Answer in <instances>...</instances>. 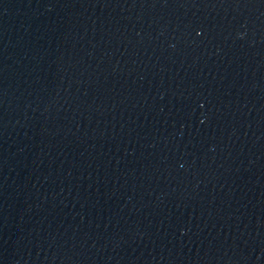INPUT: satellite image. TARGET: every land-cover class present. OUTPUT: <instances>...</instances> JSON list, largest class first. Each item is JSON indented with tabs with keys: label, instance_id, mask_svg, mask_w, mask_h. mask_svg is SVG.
Returning a JSON list of instances; mask_svg holds the SVG:
<instances>
[{
	"label": "water",
	"instance_id": "95a60500",
	"mask_svg": "<svg viewBox=\"0 0 264 264\" xmlns=\"http://www.w3.org/2000/svg\"><path fill=\"white\" fill-rule=\"evenodd\" d=\"M5 264H264V0H72Z\"/></svg>",
	"mask_w": 264,
	"mask_h": 264
},
{
	"label": "snow or ice",
	"instance_id": "6c2138e0",
	"mask_svg": "<svg viewBox=\"0 0 264 264\" xmlns=\"http://www.w3.org/2000/svg\"><path fill=\"white\" fill-rule=\"evenodd\" d=\"M197 35H199V33H197ZM200 106H201V107H203V105H202V104H201Z\"/></svg>",
	"mask_w": 264,
	"mask_h": 264
}]
</instances>
